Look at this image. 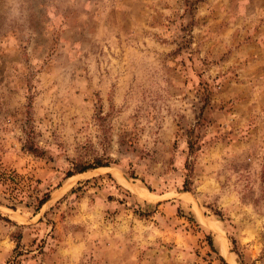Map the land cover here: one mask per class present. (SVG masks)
<instances>
[{
  "label": "rangeland",
  "instance_id": "1",
  "mask_svg": "<svg viewBox=\"0 0 264 264\" xmlns=\"http://www.w3.org/2000/svg\"><path fill=\"white\" fill-rule=\"evenodd\" d=\"M0 264H264V0H0Z\"/></svg>",
  "mask_w": 264,
  "mask_h": 264
},
{
  "label": "trees",
  "instance_id": "2",
  "mask_svg": "<svg viewBox=\"0 0 264 264\" xmlns=\"http://www.w3.org/2000/svg\"><path fill=\"white\" fill-rule=\"evenodd\" d=\"M46 197H47V196H45L44 200H42L41 203H43V202L46 200ZM221 260H223L222 257H221Z\"/></svg>",
  "mask_w": 264,
  "mask_h": 264
}]
</instances>
